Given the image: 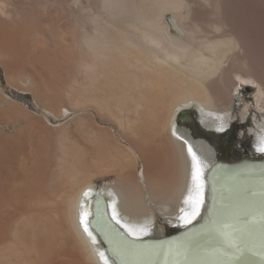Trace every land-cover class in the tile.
<instances>
[{
    "label": "bare ground",
    "instance_id": "6f19581e",
    "mask_svg": "<svg viewBox=\"0 0 264 264\" xmlns=\"http://www.w3.org/2000/svg\"><path fill=\"white\" fill-rule=\"evenodd\" d=\"M263 168L264 0H0V264H264Z\"/></svg>",
    "mask_w": 264,
    "mask_h": 264
},
{
    "label": "rangeland",
    "instance_id": "374dc122",
    "mask_svg": "<svg viewBox=\"0 0 264 264\" xmlns=\"http://www.w3.org/2000/svg\"><path fill=\"white\" fill-rule=\"evenodd\" d=\"M259 91H260V87L257 84L243 83L241 91L238 92L239 94L238 104L241 106L246 105L252 110V112L255 111V109L257 110V107H258L257 97H258ZM23 100L28 102V100L25 97H23ZM108 180H110V178H108Z\"/></svg>",
    "mask_w": 264,
    "mask_h": 264
},
{
    "label": "water",
    "instance_id": "95a60500",
    "mask_svg": "<svg viewBox=\"0 0 264 264\" xmlns=\"http://www.w3.org/2000/svg\"><path fill=\"white\" fill-rule=\"evenodd\" d=\"M225 168V167H224ZM214 168H212V170H213ZM233 169H235V171H237V168H233ZM262 170V169H261ZM107 220H108V223L110 224V226H111V228L114 230V234H118L120 237H122L123 239H125V242L126 243H132L133 242V244H140V245H142V244H156V245H159V246H161L160 244L162 243V244H165V243H168V244H172V243H174L176 240H174V238L173 239H162V240H160V241H155L156 243H153V242H151V241H147V242H142V241H139L138 243H137V241H131L130 240V238L128 237V235H126V233H124L123 232V230L122 229H120V228H118L117 227V225L114 223V222H112L111 220H110V218L107 216ZM178 238V237H177ZM111 240H108V243H109V245H112L111 244V242H110ZM166 245V244H165ZM114 246V245H113Z\"/></svg>",
    "mask_w": 264,
    "mask_h": 264
},
{
    "label": "flooded vegetation",
    "instance_id": "af4514ba",
    "mask_svg": "<svg viewBox=\"0 0 264 264\" xmlns=\"http://www.w3.org/2000/svg\"><path fill=\"white\" fill-rule=\"evenodd\" d=\"M262 171H264V168L262 169ZM261 177H264V173H262Z\"/></svg>",
    "mask_w": 264,
    "mask_h": 264
}]
</instances>
